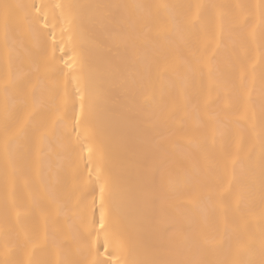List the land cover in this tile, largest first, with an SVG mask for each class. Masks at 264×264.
Here are the masks:
<instances>
[{
  "label": "snow or ice",
  "instance_id": "1",
  "mask_svg": "<svg viewBox=\"0 0 264 264\" xmlns=\"http://www.w3.org/2000/svg\"><path fill=\"white\" fill-rule=\"evenodd\" d=\"M0 264H264V0H0Z\"/></svg>",
  "mask_w": 264,
  "mask_h": 264
},
{
  "label": "bare ground",
  "instance_id": "2",
  "mask_svg": "<svg viewBox=\"0 0 264 264\" xmlns=\"http://www.w3.org/2000/svg\"><path fill=\"white\" fill-rule=\"evenodd\" d=\"M80 3L90 4V3H143L149 2V0H78ZM170 2H181V0H170ZM96 70L103 74L104 66L103 64L97 65ZM102 89L106 92L104 101L101 104L98 112L97 118L101 123H105L111 115L112 108L121 101L115 100L111 95L112 84L108 80H102ZM253 98L255 100V106L257 112L259 111L261 94L259 88L254 92ZM56 161H53V166L56 165ZM107 167L110 169L112 174L117 178L121 190L125 194L129 207L126 211L131 216L132 207L136 198V189L138 182L140 180V169L136 161L135 155V145L131 143H123L118 137L110 138V146L107 151L106 159ZM134 229V225H130Z\"/></svg>",
  "mask_w": 264,
  "mask_h": 264
}]
</instances>
